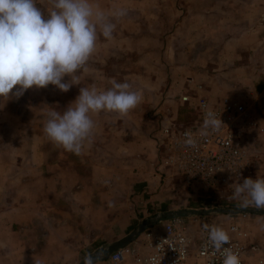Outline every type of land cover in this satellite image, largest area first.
<instances>
[{"label": "crops", "instance_id": "1", "mask_svg": "<svg viewBox=\"0 0 264 264\" xmlns=\"http://www.w3.org/2000/svg\"><path fill=\"white\" fill-rule=\"evenodd\" d=\"M90 3L127 15L113 20L111 40L98 30L80 85L67 93L49 85L0 98V264H81L153 211L190 204L194 189L162 163L163 130L187 125L183 111H195L194 104L180 98L196 94L198 84L211 101L254 92L262 127L247 141L262 147L264 159V0ZM37 6L50 10L51 0ZM112 79L130 83L141 104L123 118L90 114L96 127L79 156L50 142L46 113H63L80 87L103 91ZM259 175L264 178V166L255 167ZM248 222L246 258L257 262L264 258V216Z\"/></svg>", "mask_w": 264, "mask_h": 264}, {"label": "clouds", "instance_id": "2", "mask_svg": "<svg viewBox=\"0 0 264 264\" xmlns=\"http://www.w3.org/2000/svg\"><path fill=\"white\" fill-rule=\"evenodd\" d=\"M51 5L44 11L37 0H0V98H19L29 89L49 85L67 93L80 85L78 73L87 71L98 30L111 40L116 28L113 20L127 15L124 8L107 14L90 0H51ZM109 83L111 87L103 91L80 87L79 95L63 113L48 111L44 133L49 141L79 156L96 127L90 114L103 111L123 118L141 104L142 95L131 90L127 81L112 79ZM208 116L207 127L215 130L224 124L221 116ZM232 199L243 208L264 209V178H244L234 186ZM203 227L208 232L206 247L223 257L222 264H241L227 230L208 224Z\"/></svg>", "mask_w": 264, "mask_h": 264}, {"label": "built area", "instance_id": "3", "mask_svg": "<svg viewBox=\"0 0 264 264\" xmlns=\"http://www.w3.org/2000/svg\"><path fill=\"white\" fill-rule=\"evenodd\" d=\"M183 94L182 104H194L197 119L185 126L164 128L163 164L176 171L187 187L202 190L209 198L231 201L233 188L244 178H255L256 165L251 159L248 136L260 128L254 111L256 101L242 97H223L211 101L199 90ZM193 97H197L195 103ZM221 116L218 129L206 126L208 114ZM263 178V177H261ZM212 227V226H209ZM230 246L239 252L241 264H264V258L251 262L246 258L247 232L237 223L227 230ZM208 232L195 236L182 218L167 220L145 230L132 244L114 251L109 259L119 264H222L223 257L207 246ZM229 245H225L228 247Z\"/></svg>", "mask_w": 264, "mask_h": 264}, {"label": "rangeland", "instance_id": "4", "mask_svg": "<svg viewBox=\"0 0 264 264\" xmlns=\"http://www.w3.org/2000/svg\"><path fill=\"white\" fill-rule=\"evenodd\" d=\"M47 2V0H46ZM230 97V96H226ZM237 97H242V98H248L251 101H256V105L254 106V111L257 114H259L257 111L259 110L260 103L258 102V97L254 95V92H249L247 93H240L237 95ZM13 98V97H12ZM10 98V99H12ZM183 116L185 117V124H189L192 121L196 120L198 117V114L193 111V110H185L183 111ZM182 116V117H183ZM257 118L260 122V128L262 127L261 120L259 116L257 115ZM183 124V125H185ZM259 128V129H260ZM256 129V130H259ZM255 130V132H256ZM252 139V138H251ZM253 140H249V149L251 153V159L254 161V164L256 165V168H263L264 166V159L262 155V147L260 148V145L255 143L251 144L250 142ZM260 148V149H259ZM259 177H263V175H259ZM187 189L192 190V188L187 187ZM195 191V199H192L191 203L185 206V203H177L179 204V207L177 208H172V209H181V208H212V207H219V206H232V205H239L240 202L238 200H231V201H225V200H215V199H206L209 198L207 194H205L202 190H192ZM166 210L162 211H157V212H152L151 214L147 215L145 218L140 220L137 225L134 227L136 228L141 222H143L145 219L149 218L152 215L164 212ZM254 216H264V215H253V214H238V215H230V214H212L209 216H192L188 218H182L185 221L188 222V225L190 227V232L194 234L195 236L199 235L200 232L204 229L203 225L208 224L209 226H216V227H221L224 228L225 230H228L229 227L233 223H237L243 230L247 231L248 230V221L253 218ZM221 218H227L226 220H222ZM245 219V221H243ZM159 225V224H157ZM156 226V225H155ZM154 227V226H153ZM133 228V229H134ZM152 228V227H151ZM141 236V235H140Z\"/></svg>", "mask_w": 264, "mask_h": 264}, {"label": "water", "instance_id": "5", "mask_svg": "<svg viewBox=\"0 0 264 264\" xmlns=\"http://www.w3.org/2000/svg\"><path fill=\"white\" fill-rule=\"evenodd\" d=\"M212 214H253V215H264V209L257 210L253 207L243 208L239 205L232 206H219L212 208H181V209H170L164 212L150 216L141 222L136 228H134L129 234L114 241L104 248L97 250L96 252L90 254L86 259H84L81 264H94L99 260H107L109 256L116 250L130 245L136 241L140 235L147 229L161 224L167 220L176 218H188L192 216H209Z\"/></svg>", "mask_w": 264, "mask_h": 264}]
</instances>
